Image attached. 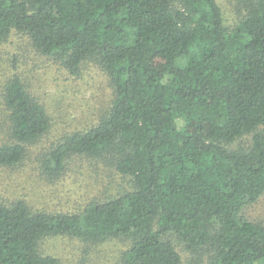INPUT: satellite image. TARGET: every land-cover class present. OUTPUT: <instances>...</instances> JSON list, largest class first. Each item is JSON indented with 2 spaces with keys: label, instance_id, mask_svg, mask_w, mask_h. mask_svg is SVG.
<instances>
[{
  "label": "trees",
  "instance_id": "trees-1",
  "mask_svg": "<svg viewBox=\"0 0 264 264\" xmlns=\"http://www.w3.org/2000/svg\"><path fill=\"white\" fill-rule=\"evenodd\" d=\"M227 1L230 24L219 0H0V42L23 34L71 75L96 66L112 90L96 124L41 156L43 174L78 155L128 183L80 212L0 198V264H61L42 252L60 235L121 240L114 264H264V220L244 214L264 194V0ZM15 62L0 166L50 126Z\"/></svg>",
  "mask_w": 264,
  "mask_h": 264
},
{
  "label": "rangeland",
  "instance_id": "rangeland-1",
  "mask_svg": "<svg viewBox=\"0 0 264 264\" xmlns=\"http://www.w3.org/2000/svg\"><path fill=\"white\" fill-rule=\"evenodd\" d=\"M228 24L236 17L227 0H219ZM15 59V60H14ZM16 72L42 103L50 116V126L38 141L28 145L17 165L0 166V198L5 202L24 200L31 207L47 211L80 212L90 200L106 198L122 191L127 178L104 161L75 155L62 174H43L41 156L61 138L96 124L111 98L107 75L88 63L71 75L57 62L38 53L27 36L12 32L0 42V140L7 137L8 123L2 93ZM250 220H264V194L244 211ZM121 240L91 243L69 235L47 238L42 252L56 256L61 264H114L124 248Z\"/></svg>",
  "mask_w": 264,
  "mask_h": 264
}]
</instances>
